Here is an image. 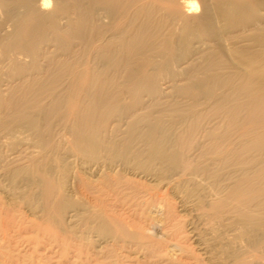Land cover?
I'll return each instance as SVG.
<instances>
[{
    "label": "bare ground",
    "instance_id": "obj_1",
    "mask_svg": "<svg viewBox=\"0 0 264 264\" xmlns=\"http://www.w3.org/2000/svg\"><path fill=\"white\" fill-rule=\"evenodd\" d=\"M0 191L59 264L180 253L170 199L195 263L264 264V0H0Z\"/></svg>",
    "mask_w": 264,
    "mask_h": 264
},
{
    "label": "rangeland",
    "instance_id": "obj_2",
    "mask_svg": "<svg viewBox=\"0 0 264 264\" xmlns=\"http://www.w3.org/2000/svg\"><path fill=\"white\" fill-rule=\"evenodd\" d=\"M74 170L75 171H77V169L76 168H74ZM3 183H7V180H3L2 181ZM0 193H1V191H0ZM4 195V196H3ZM81 195H82V197H81ZM76 196H78L79 198V201L81 200V201H83L82 199H83V197H84V200H85V202H87V197L86 196H84V194H81V193H77L76 194ZM2 197H5V198H2ZM0 200L1 201H6L7 200V197L5 196V193L3 192V193H1V195H0ZM175 200V199H174ZM174 200L173 199H170V202H169V204H170V206L171 205H173V204H175L174 206H175V208H174V210H176L175 212H177V213H175V215H174V213H173V215L172 216H170V217H166L165 218V213L167 212V210H168V208L169 207H167V206H165V207H163V210H161V212L163 213V215L161 214V215H159L158 213H152V215L153 216H158V217H162L161 219V221H163V222H161V227H159V228H157V231L155 230V232H156V238H160V239H162V240H165L164 242L166 243V244H174V243H177L178 245L180 244V246H181V252L179 253V251L177 252L176 251V253H174V252H171V251H167V250H165V251H163V255H162V261H161V263H157V264H167V262L169 261V264H181L182 263V261H183V263L184 264H187V262H190L191 264H194L196 261H195V258L197 257V258H203V259H205V256H201V255H203L202 253H203V250L200 248V247H202V245L201 246H198V244L196 243V241H195V239L194 238H191V233H190V225L189 226H187V223H186V221H189L190 220V218L192 217V214L191 213H187V211H185L184 212V209H180L179 207H177V203H174ZM0 201V202H1ZM2 202L4 205H5V202ZM88 201H89V199H88ZM175 202H176V200H175ZM20 203V202H19ZM88 203V202H87ZM2 204V206H4ZM177 204V205H176ZM6 206V205H5ZM19 208H18V207ZM21 206V207H20ZM16 211H14V214H11V216H9V218H8V215H0V220L1 221H3V222H5L6 223V225H7V221H8V226L10 227H8V226H6L5 225V223H3V222H1L0 224H2V225H0V226H2V227H0V244H3V243H8V244H3V246L5 245V246H10V249L11 250H13L14 252L13 253H15V252H17V250H18V254H23L24 252V254L23 255H25V254H27V253H33L34 252V256L37 258V259H34L35 261H37V260H39V261H37L38 263L39 262H41V263H43V264H45L44 262H43V259H39L38 257H40V258H42V256L44 257V255L47 257L48 255H49V258L51 257V262L50 263H48V264H59L60 263V256H59V254H60V247L58 246V245H55V243L53 242L52 243V240L51 239H49V237L44 233L45 231L43 230L42 231V228H41V230H40V228H37L38 226H37V222L39 223V220H40V213L39 212H37V211H35V210H32V209H29L28 207H25V205L24 204H18V205H16ZM20 208H21V210H20ZM167 208V209H166ZM29 209V210H28ZM31 210V211H30ZM155 210H158V209H155ZM154 209L152 210V211H155ZM21 211V212H20ZM25 211V212H24ZM29 211H30V213H29ZM34 211V212H33ZM180 211L181 212H183V213H180ZM158 212H160V210L158 211ZM21 213V214H20ZM179 213V214H178ZM185 213V214H184ZM15 214H19L18 215V217L19 218H17V215H15ZM25 214V215H24ZM39 214V215H38ZM184 214V215H183ZM15 215V216H14ZM36 215V216H35ZM177 215V216H176ZM189 215V216H188ZM4 216H6V218L4 217ZM30 216V217H29ZM188 216V217H187ZM2 217H4V218H2ZM12 217H15V218H12ZM23 217H25L24 219H23ZM178 217V218H177ZM7 219V220H2V219ZM11 218L13 219V222H14V225H13V222L12 221H9V220H11ZM173 218V219H172ZM189 218V219H188ZM9 219V220H8ZM22 219V220H21ZM177 219V220H176ZM188 219V220H187ZM18 220V221H17ZM30 220V221H29ZM169 220V221H168ZM170 220H172V222L170 221ZM184 220V221H183ZM21 221V222H20ZM30 222V223H29ZM35 222V223H34ZM19 223V224H18ZM28 223V224H27ZM178 223V224H177ZM186 223V224H185ZM4 224V225H3ZM31 224V225H30ZM166 224V225H165ZM179 224H181V225H179ZM17 225V226H16ZM25 225V226H24ZM28 225V226H27ZM163 225V226H162ZM174 225V226H173ZM179 225V226H178ZM172 226V227H171ZM176 226H178V227H176ZM8 227V228H7ZM15 227V228H14ZM34 227V228H33ZM166 227V228H165ZM170 227V228H169ZM17 228V229H16ZM24 228V229H23ZM37 228V229H36ZM178 228V229H177ZM184 228V229H183ZM160 229V230H159ZM13 230V231H12ZM36 230V231H35ZM171 230V231H170ZM174 230V231H173ZM21 231V232H20ZM30 231V232H29ZM34 231V232H33ZM13 232V233H12ZM15 232V233H14ZM161 232V233H160ZM169 232V233H168ZM189 232V233H188ZM31 233V234H30ZM43 233V234H42ZM157 233H158V235H157ZM2 234V235H1ZM9 234V235H8ZM172 234V235H171ZM7 236V237H6ZM9 236V237H8ZM163 236V237H162ZM3 237V238H2ZM165 237V238H164ZM189 237V238H188ZM95 238V237H94ZM178 238V239H177ZM181 238V239H180ZM169 241H168V240ZM194 239V240H193ZM13 240V241H12ZM171 240V241H170ZM175 240V241H174ZM3 241V242H2ZM17 241V242H16ZM48 241V242H47ZM168 241V242H167ZM16 242V243H15ZM183 242V243H182ZM33 243V244H32ZM53 245H52V244ZM182 243V244H181ZM185 244V245H184ZM197 244V245H196ZM190 245V246H189ZM185 248H184V247ZM195 246V247H194ZM16 247V248H15ZM198 248V249H197ZM29 249V250H28ZM55 250V251H54ZM185 250V251H184ZM199 250H201V251H199ZM54 251V252H53ZM20 252V253H19ZM39 252V254L40 255H38L37 253ZM125 252V251H124ZM124 252L122 251V253L124 254ZM196 252V253H195ZM16 253V254H17ZM49 253V254H48ZM53 253H54V255H53ZM126 253V252H125ZM166 253V254H165ZM171 253L172 254V257H170V255L169 254ZM173 253L174 254H176L175 256L173 255ZM183 253V254H182ZM199 253V254H198ZM58 254V255H57ZM126 254H128V253H126ZM140 254H142L141 252L139 253V255ZM165 254V255H164ZM38 257H37V256ZM42 255V256H41ZM134 255H137L138 256V254H134ZM58 257V258H57ZM56 258V259H55ZM172 258V259H171ZM182 260H181V259ZM53 259V260H52ZM164 259H166L167 260V262H165L166 260H164ZM170 259H171V261H170ZM191 259V260H190ZM221 258H217V259H215L216 261H214V262H217V260H220ZM59 262H58V261ZM188 260V261H187ZM173 261V262H172ZM180 262V263H178V262ZM186 261V262H185ZM56 262V263H55ZM171 262V263H170ZM189 264V263H188ZM195 264H197V263H195Z\"/></svg>",
    "mask_w": 264,
    "mask_h": 264
}]
</instances>
